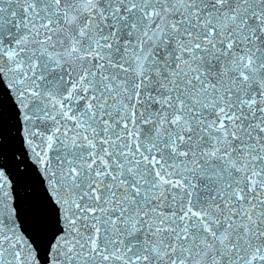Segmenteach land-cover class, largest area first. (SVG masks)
I'll list each match as a JSON object with an SVG mask.
<instances>
[{
    "label": "snow or ice",
    "instance_id": "obj_1",
    "mask_svg": "<svg viewBox=\"0 0 264 264\" xmlns=\"http://www.w3.org/2000/svg\"><path fill=\"white\" fill-rule=\"evenodd\" d=\"M0 264H264V0H0Z\"/></svg>",
    "mask_w": 264,
    "mask_h": 264
}]
</instances>
